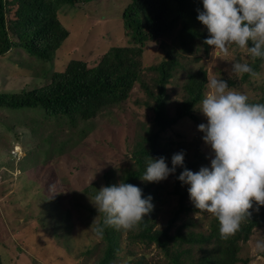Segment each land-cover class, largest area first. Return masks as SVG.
<instances>
[{"label":"rangeland","instance_id":"obj_1","mask_svg":"<svg viewBox=\"0 0 264 264\" xmlns=\"http://www.w3.org/2000/svg\"><path fill=\"white\" fill-rule=\"evenodd\" d=\"M129 3L130 0H93L73 7L61 6L57 16L68 30L67 38L49 60L32 56L17 46L0 56V93L40 88L50 82L55 72L65 70L72 60L86 61L91 67L113 48L139 46L133 42L123 21V12ZM9 8L8 23L21 6ZM177 31L178 28L174 29L158 41H146L142 55V80L156 91L157 73L150 67L167 58L163 44L177 51L174 55L180 65L165 90L170 115L175 114L178 104L184 100L183 86L188 73L200 67L207 70L208 76L226 80L229 90L246 94L249 102L264 100V61L256 71V78L244 79V74L237 77L234 73L230 77L234 61L251 65L255 62L247 49L233 45L225 54L214 52L210 46L206 53L201 45L198 52L188 53L176 41ZM10 36L18 41L12 32ZM230 80L236 83L230 84ZM153 103L141 82H137L125 102L105 109L90 120L71 121L68 116H49L42 108L0 107L2 264L98 263L106 242L96 231L102 217L89 196L107 186V172L112 171V181L119 184L123 183L126 171L138 168L134 151L142 137L155 128ZM199 106L194 109L195 119L183 117L160 135L157 157H165L169 167L173 154L182 150L185 161L194 159L199 152L206 156V162L192 171L211 166L214 153L198 129L199 124L207 123V118ZM138 183L139 188H147V198L152 197L154 208L145 215L152 230L167 228L171 235L178 229L184 235L210 233L215 217L203 212L196 218L198 209L183 211L171 223L179 205L178 196L173 193L175 173L159 182L140 178ZM51 186L60 193L53 196ZM186 202L194 206L190 196ZM256 207L254 202V210ZM257 214H261V208ZM140 229H118V250L109 264H171L158 244L137 236ZM257 242H264V225L254 227L249 239L239 242L238 264H264V249L258 248ZM215 245L216 241L212 240L204 247L212 251ZM199 248V244H193L181 256L182 262L189 264L197 260L201 254ZM173 250L175 245L170 247Z\"/></svg>","mask_w":264,"mask_h":264},{"label":"trees","instance_id":"obj_2","mask_svg":"<svg viewBox=\"0 0 264 264\" xmlns=\"http://www.w3.org/2000/svg\"><path fill=\"white\" fill-rule=\"evenodd\" d=\"M90 1L93 0H0V56L17 46L39 59H52L55 51L68 36V30L63 27L57 16L58 9L63 5L73 7L79 2ZM14 5H20L21 8L8 23L6 14L10 10L9 7ZM198 9L203 10V0H130L123 12V21L133 42L139 46L113 48L104 54L97 65L91 67L86 61L72 60L65 70L55 72L50 82L40 88L17 93H0V107L42 108L49 116H68L71 121L90 120L105 109L125 102L134 85L141 82L146 93L154 100L152 110L155 128L151 134L142 137V142L134 151L138 168L126 171L123 177V183L139 187L138 179L145 172L147 161L151 157L158 158L160 154L158 147L161 133L183 117L196 118L194 109L204 97L208 78L204 67L188 73L183 86L184 100L178 104L175 114L170 115L165 90L180 65L175 56L177 51H174L172 46L166 47L163 44L167 58L150 67L157 73L154 91L142 80L143 48L146 41H158L178 28L175 37L182 51L196 53L202 45V49L208 53L210 46L206 45L204 40L209 37V33L206 26L197 19ZM10 32L17 36L18 41L12 40ZM262 61L264 60L257 58L252 64L255 71L260 69ZM248 76L244 74L243 78ZM229 83L235 84L236 81L230 80ZM250 103H264V100ZM204 162L206 156L199 152L194 159L185 161L184 166L177 167L173 193L178 196L179 205L171 223L183 211L196 209L186 202L190 185L185 186L178 176L184 167L192 170ZM111 174L112 171L105 174L107 186L114 184ZM146 193L147 188H142V198H147ZM259 207L261 214L258 215L254 208L250 209L251 217L247 218L239 231L228 240L220 238L216 217L207 235H196L192 232L184 235L180 229L173 235L169 234L167 228L152 230L153 226L149 224L148 218L144 217L138 226L141 229L137 236L158 244L171 264H185L181 256L191 250L193 244L200 245L201 254L189 264H238L241 260L239 242L248 240L254 227L264 225V206ZM101 217L97 226L103 225V214ZM101 236L106 243L103 256L97 264H109L118 250V229L105 227ZM212 240L216 241L215 247L212 251L205 250L204 245ZM172 245L176 246V250L170 251Z\"/></svg>","mask_w":264,"mask_h":264},{"label":"clouds","instance_id":"obj_3","mask_svg":"<svg viewBox=\"0 0 264 264\" xmlns=\"http://www.w3.org/2000/svg\"><path fill=\"white\" fill-rule=\"evenodd\" d=\"M197 11L209 33L204 43L214 52L227 54L235 45L247 49L253 60H264V0H203V10ZM233 73L258 76L248 62L234 61L230 77ZM197 108L207 118L198 129L214 158L210 167L202 166L198 172L184 167L178 179L190 185V200L199 210L196 218L203 212L216 217L220 238L228 240L251 217L254 202L257 212L264 206V103H250L246 94L229 90L226 80L208 76L207 91ZM171 164L165 157H151L141 179H167L184 166L183 150L173 154ZM52 187L53 196L60 193ZM89 200L104 216L103 225L96 228L100 235L105 227L133 230L154 208L151 196L142 198L141 188L122 182L101 187ZM257 247L264 249V242H257Z\"/></svg>","mask_w":264,"mask_h":264},{"label":"water","instance_id":"obj_4","mask_svg":"<svg viewBox=\"0 0 264 264\" xmlns=\"http://www.w3.org/2000/svg\"><path fill=\"white\" fill-rule=\"evenodd\" d=\"M0 264H2V263H1V260H0Z\"/></svg>","mask_w":264,"mask_h":264}]
</instances>
